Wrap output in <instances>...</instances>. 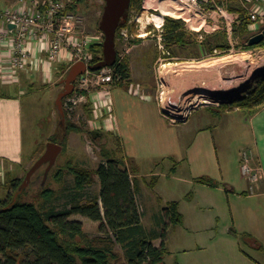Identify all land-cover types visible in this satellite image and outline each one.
<instances>
[{"label": "rangeland", "instance_id": "1", "mask_svg": "<svg viewBox=\"0 0 264 264\" xmlns=\"http://www.w3.org/2000/svg\"><path fill=\"white\" fill-rule=\"evenodd\" d=\"M87 1L79 4V14L83 18V24L79 30L95 36L102 32L98 23L105 2L104 0ZM143 2L144 0L140 7L134 6L129 11L128 25L118 32L117 50L122 57L127 56L130 59L131 78L125 83H154L155 85L154 93L151 95L154 100L149 104L150 107L146 106L147 109L140 106L134 107L131 111L132 117L135 118V127L131 129L130 141L126 144L139 151L137 152L139 157L136 159L141 177L138 179L143 181L142 177L145 176L147 180V182L143 181L144 193L137 196L143 224L149 231L165 230L166 233L168 251L160 264H264V252L253 246L254 238L249 236L251 231L260 235L264 231V196L261 195L259 183L251 181L249 176L242 174L240 169L244 163V153L250 152L249 146L253 136L250 119L252 113L248 109L230 111L218 109L220 112L217 113L214 108L222 107V105L205 103L198 105L185 122L177 124L165 118L161 110L157 111L158 115H155L158 105L155 95L158 96L162 90L159 88V83L160 78L164 76L161 72L165 68L180 63L211 64L216 61L219 64L223 59L236 61L243 57L250 58L254 67L249 72L246 70L247 72L243 73V69L239 67L228 70L224 67L217 68L216 71L212 66L211 68L214 69L211 73L214 78L208 79L201 75L199 89L190 91L193 94L192 97L194 93L205 94L206 102H209L210 98H216L217 93L222 91L224 94L220 95L221 98H232L235 94V100H237L250 94L258 75L264 76V47L243 46L242 37L238 31L235 34L239 36L238 44L235 42L237 45L235 44L233 49L229 46L225 49L210 51L208 44L204 43L207 51L199 56L198 42H196L190 46L174 47L176 54L169 56L166 46V41L169 39H164L165 36L162 35L165 23L162 22L163 24L160 23V25L157 20L154 22L148 19V17H158L159 14L153 10L144 9ZM183 27L186 32H191L185 25ZM192 37L200 41L198 36L192 35ZM207 37L204 40H209ZM214 41L215 39L213 43ZM169 50L172 49L169 48ZM69 69L65 72L62 69L57 71L56 78H61L57 83L46 84L44 80V82H35L31 86L25 85L22 95L25 160L19 166L4 162L3 167L0 168V202L9 198L10 192L13 191L12 188L8 189L9 178L24 179L29 168L45 151L51 138H56L57 143L63 146L55 165L48 171L46 178H43L41 174L16 192L18 196L25 192L21 198L33 201L42 210H49L51 207L63 210L71 207L69 205L73 197L78 193L81 194L76 187L72 166L94 170L100 162L105 160L103 149L116 148L117 145L113 142L112 136L109 137L104 132L100 135L92 133L104 128L94 111L96 91L99 90V86L90 85L88 89H85L81 79L78 78L75 81L74 92L63 98L64 115L60 113L57 98L65 89L64 78ZM205 69L207 68H202V70ZM182 75L167 77V83H177L179 76ZM120 90L123 91V89L114 91L117 99L120 96L118 92ZM177 91V87L168 85V95L175 96ZM139 98L140 95L138 101ZM182 98L181 94H177L175 101ZM233 107L237 105L234 104ZM150 115L158 117L152 119ZM68 121L76 125L78 129L73 128L68 131L66 127ZM168 124L173 125L177 135L183 136L187 148L195 144L200 127L213 126L199 136L198 142L190 152L191 155L188 149H185L184 153L175 156L179 161L175 171L172 170L174 165L172 160L166 158L158 165L150 154L145 153L156 147L157 137L150 133V127L161 128ZM159 131L162 130L159 129ZM215 140L216 147L213 146ZM211 146L212 150H210ZM250 165L254 163L250 161ZM47 166L48 164L43 166L42 173ZM153 170L155 174L158 173L157 177L152 178ZM58 171L61 173L56 174ZM201 176L210 177L219 182V185L212 187L201 183L198 181ZM93 177V183L88 185L81 194V202L99 194L98 176L94 174ZM152 182L156 183L152 185ZM45 187L52 191L51 200H47L42 194ZM259 190L260 196H257ZM248 191L255 193L247 196ZM172 201H178L179 211L183 215V221L178 225L170 223L168 215L163 212L162 207ZM69 219L81 221L90 238L100 235L99 222L81 214H73ZM161 241L162 239H158L155 244L158 245ZM114 253L117 255V258L113 260L114 264H130L122 244L114 247Z\"/></svg>", "mask_w": 264, "mask_h": 264}, {"label": "trees", "instance_id": "2", "mask_svg": "<svg viewBox=\"0 0 264 264\" xmlns=\"http://www.w3.org/2000/svg\"><path fill=\"white\" fill-rule=\"evenodd\" d=\"M81 2L88 1L76 0L69 8L79 12ZM141 3L142 0H131L130 10L134 6L140 7ZM230 9L242 13V21L236 26V34L239 31V35L245 39L251 32V20L238 0L231 1ZM126 25L128 21L118 28L116 41L118 32ZM183 26L182 20L166 17L162 35L165 36L164 39H169L166 41L168 48L173 50L174 47L180 45H192L190 41L192 34L186 32ZM218 35L214 38L215 43L209 40L204 42L208 44L210 51L230 46L226 34L219 32ZM246 47H264V41L256 45L248 44ZM89 49L93 53L90 64H95L103 58L101 42L91 44ZM69 66L65 65L60 69L67 71ZM113 68L112 84L122 85L129 81L132 72L129 57H122L118 52ZM233 104L248 109L251 113H255L259 107L263 106L264 76L258 75L257 85L253 87L250 94L234 100ZM66 127L68 131L73 128L78 129L69 121ZM98 132L103 133L102 130H95L92 133ZM50 140L57 142L56 138ZM116 145L117 148H121L119 141ZM103 154L105 160L100 162L94 170L72 166L78 191L82 194L85 188L93 183L95 174L99 179V194L96 197L90 196L85 202H81V194L78 193L73 197L69 205L71 207L63 210H57L56 207L42 210L33 201L21 198L25 192L15 198L24 179L9 178L8 189L12 188L13 191L10 192L9 198L0 202V254L2 255L0 264H114L113 260L117 258L114 247L117 244L124 246L130 264H160L163 262L168 251L165 230L162 232L156 229L149 231L144 226L137 201L136 179L131 170L128 169L124 159L115 156L112 150L105 148ZM60 173L58 171L56 174ZM198 181L212 187L219 185V182L206 176L199 177ZM51 192V189L47 187L42 190L47 200L52 199ZM163 212L168 215L173 225L182 223L183 215L179 211L178 201L169 202L163 208ZM73 214H81L99 222L100 235L90 238L81 221L69 219ZM249 236L252 237L250 233ZM158 239L162 241L156 245L155 241ZM258 248L264 250L262 245Z\"/></svg>", "mask_w": 264, "mask_h": 264}, {"label": "built area", "instance_id": "3", "mask_svg": "<svg viewBox=\"0 0 264 264\" xmlns=\"http://www.w3.org/2000/svg\"><path fill=\"white\" fill-rule=\"evenodd\" d=\"M75 1L30 0V2L16 8L0 7V47H7L10 69L13 72L24 69L33 60L34 48L32 43L34 41L42 43L47 54L46 62L49 64L62 60L68 61L70 67L77 61H84L87 65L90 64L93 53L90 52L89 46L93 43H102L104 34L100 32V34L94 36L79 30L82 27L83 18L79 12L69 8ZM231 1L144 0L143 8L160 14L163 17V23H165L168 16L182 20L185 27L191 30L190 33L198 36L200 41L211 34L223 32L227 36L230 49H233L235 44H238L237 38L239 36H235L236 26L242 21V13L230 9ZM238 1L251 20V32L245 39H242L243 46L246 47L250 44V39L264 28V5H262L264 0ZM167 7L175 8L181 13L179 16L173 15L165 10ZM153 21L155 22V20ZM11 24H14L15 27H10ZM125 36L127 35L125 34ZM78 78L81 79L82 85L86 87L85 89H88L90 85L99 86V94L106 95L102 98L101 103L110 108L109 106L112 103L108 95L111 92L114 79L113 66H106L96 72L87 69ZM166 79L165 76L160 78L159 84L162 86L159 85V88L162 90L159 92L157 99L162 114L173 124L185 122L198 105L214 103L221 106L236 99L235 94L232 95V98H221L220 95L224 94L222 91L217 93L216 98H210L209 102H200L184 109L175 103V96L168 95L167 87L169 84ZM255 85H257V79H255L253 87ZM251 156L252 154L244 153L242 170L244 175H248L251 181L258 182L259 174L250 165Z\"/></svg>", "mask_w": 264, "mask_h": 264}, {"label": "crops", "instance_id": "4", "mask_svg": "<svg viewBox=\"0 0 264 264\" xmlns=\"http://www.w3.org/2000/svg\"><path fill=\"white\" fill-rule=\"evenodd\" d=\"M30 2V0H0L1 8H16L23 6L24 4ZM219 33L211 34L207 38H209V42L213 43L214 38H216ZM190 40H194L198 46V55L205 54L207 49H205L204 41H197L195 37L190 38ZM215 42V41H214ZM34 48V57L33 60L24 68L19 69L16 72H13L10 69V59L8 55V49L5 46L0 47V168L3 167L4 162L14 164L16 166L21 165L25 160L24 154V113H23V104H22V95L24 94L25 85H32L35 82H47L46 84H54L60 81V77L58 79L57 71H61L60 67L69 65L68 61H58L52 64L47 63V54L43 45L39 41H34L32 43ZM219 50L220 48H216ZM202 55V56H203ZM175 64V63H174ZM183 64V63H180ZM213 68L209 70H197V71H188L184 73L182 76H179V80L177 83H168L170 86L177 87V94L192 90L199 89V82L201 80V75L208 79H213L212 75ZM217 71V68H215ZM207 71V72H206ZM37 72V74H36ZM65 72V70L63 71ZM191 72V73H190ZM198 72V73H197ZM36 74V75H35ZM63 76V74H61ZM167 78H173V75H166ZM181 78V79H180ZM49 81V82H48ZM179 82V83H178ZM197 82V83H196ZM215 84V83H214ZM196 86V88H195ZM154 83H124L122 85H111V92L108 96L111 99L110 108H107L103 105L102 98H104L103 94H99L100 92L97 90L96 96L97 99L94 102L96 109V116L99 119V123L102 124L103 132L107 136H112L113 142L119 141L121 143V148H113L115 156L124 159L126 165L129 170H131L132 175L136 179V193L137 196L143 192V181L147 182L145 176H143V181H139L138 170V162L137 157H139L138 150L132 149L128 147L126 142L130 141L131 129L135 127V118L132 117V109L135 107H150L149 104L152 103L154 99L151 98L152 93H154ZM119 89H123L118 91L120 93L119 98H116L114 91ZM142 89V90H141ZM125 90V91H124ZM141 91V92H140ZM146 94H143V93ZM98 94V95H97ZM142 94V95H141ZM140 95L139 101L138 96ZM157 97V95H155ZM156 106L157 111L160 112V104L158 102ZM234 104L231 102H226L222 105V107L214 108L217 113L220 110L230 111V110H243L245 108L242 107H233ZM218 109H220L218 111ZM100 115H99V114ZM114 113V114H113ZM216 114V113H215ZM155 115H158L155 114ZM100 116H102L100 118ZM219 116V115H217ZM135 117V115H134ZM153 119L154 115H150ZM252 122V139L251 144L249 146V154H253L251 158V162L254 165H251L259 174V189L261 186V195L264 196V105L259 107L255 113L251 115ZM147 121V120H146ZM150 122V118L148 120ZM173 125H163L165 129L150 127V133L152 135H156V147L152 148L151 151L145 152L152 156V159L156 161V163L161 164L164 159L168 158V160H172L174 165L172 166V170L175 171L177 163L176 155L179 153H184L185 149L191 155V151L194 148L193 146L198 142L199 136L205 133L206 131L212 129L213 126L205 125L200 127L198 130V134L196 136L195 144L188 147L185 146L183 141V136L177 135L172 127ZM162 130L161 132L159 131ZM100 130V129H99ZM172 130L174 132H172ZM158 132V133H157ZM116 145V143H115ZM201 145V144H200ZM213 146H217L216 140L213 141ZM150 148V147H149ZM212 150V146L210 147ZM145 151V150H144ZM152 152V153H151ZM215 152V151H214ZM189 159V157H188ZM242 174V166L240 167ZM158 174V173H157ZM154 170L152 171V178L157 177ZM224 177V176H223ZM156 180V179H155ZM153 181V180H152ZM153 183V182H152ZM151 184V181H150ZM100 186V185H99ZM155 188V187H154ZM100 189V187H99ZM234 189V188H232ZM236 191V190H235ZM255 193V192H254ZM254 193L247 192V196H252ZM256 195V194H255ZM257 196H260V190L257 193ZM166 207V206H164ZM162 207V208H164ZM253 238V246L258 248L259 245H262L264 248V231L260 233H250ZM157 245V244H156ZM159 245V244H158ZM258 250H261L258 248ZM264 252V250H261Z\"/></svg>", "mask_w": 264, "mask_h": 264}, {"label": "water", "instance_id": "5", "mask_svg": "<svg viewBox=\"0 0 264 264\" xmlns=\"http://www.w3.org/2000/svg\"><path fill=\"white\" fill-rule=\"evenodd\" d=\"M103 11L99 20V28L104 34L103 45V58L95 63L89 64L84 61H77L71 65L67 76L64 78L65 89L59 93L57 98V104L60 113L64 115L63 110V98L72 94L75 90V81L78 77L84 74L87 69L99 70L106 66H113L116 63L118 50L116 35L117 30L122 23L127 21L131 0H104ZM10 27H15L11 24ZM264 41V28H262L256 35L250 39V45L260 44ZM96 134H103L98 132ZM63 150V146L60 143L49 141L43 154L36 160V162L27 171L22 186L29 183L34 173L44 164H48L47 171L53 168L60 152ZM47 177V174L45 178ZM18 196V194L15 195Z\"/></svg>", "mask_w": 264, "mask_h": 264}, {"label": "bare ground", "instance_id": "6", "mask_svg": "<svg viewBox=\"0 0 264 264\" xmlns=\"http://www.w3.org/2000/svg\"><path fill=\"white\" fill-rule=\"evenodd\" d=\"M165 10L168 11V12H170L173 15H176V16H179V14L181 13L177 9L170 8V7L165 8ZM148 19L157 20L158 21V24H160V23L163 22V17L160 14H159L158 17H156V16L154 18L148 17ZM214 62H211V64H207V63H205V64H197V63H195V64L194 63L179 64V65L167 67L164 70H162L161 73L171 76V75H177V74H184V73H186L188 71L202 70V68L203 69L204 68H207V70H209V69H211L212 66H214V68H223L224 67V69H226V70H228L230 68L233 69L235 67H239V68L243 69V73H246L247 72L246 70H248V72H249L252 69V67H254V65L252 64V59L246 58V57L245 58L243 57L240 60H236V61H234V60H228V59H223L222 61L219 62V64H217L216 61H214ZM190 91L191 90L184 92V90H183L182 91L183 93H181V96L183 98L181 100H179V101H175V103L179 107H182V108L185 109V108L191 107L197 101H199V102H206V98L207 97H206L205 94H203V93L195 94L194 93V96L192 97L193 94ZM192 98H193V100H192Z\"/></svg>", "mask_w": 264, "mask_h": 264}, {"label": "flooded vegetation", "instance_id": "7", "mask_svg": "<svg viewBox=\"0 0 264 264\" xmlns=\"http://www.w3.org/2000/svg\"><path fill=\"white\" fill-rule=\"evenodd\" d=\"M105 2V1H104ZM103 6H104V4H103ZM191 41V44L193 45V44H195V42L194 41H192V40H190ZM167 54L169 55V56H171V55H173V54H176V51H174V50H169V48H167ZM256 86V85H255ZM247 96V95H246ZM243 97H245V96H243ZM232 102V101H231ZM44 165H46V164H44ZM43 165V166H44ZM43 166H41L35 173H34V175L32 176V178H31V180H30V182H33L34 180H35V178L36 177H39V176H41V174H42V176H43V178H45V176H46V174L48 173V171H47V168H45V170L43 171V173L41 172L42 171V169H43ZM29 182V183H30Z\"/></svg>", "mask_w": 264, "mask_h": 264}]
</instances>
